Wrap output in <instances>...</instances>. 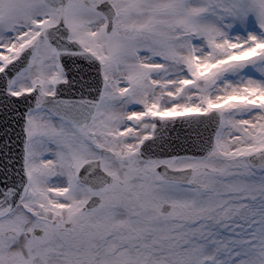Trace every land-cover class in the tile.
I'll return each mask as SVG.
<instances>
[{"label":"snow or ice","instance_id":"6c2138e0","mask_svg":"<svg viewBox=\"0 0 264 264\" xmlns=\"http://www.w3.org/2000/svg\"><path fill=\"white\" fill-rule=\"evenodd\" d=\"M0 264H264V0H0Z\"/></svg>","mask_w":264,"mask_h":264}]
</instances>
